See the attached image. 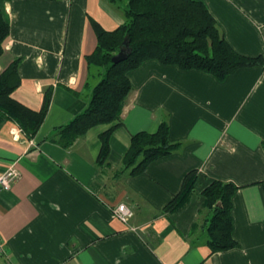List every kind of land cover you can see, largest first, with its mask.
<instances>
[{"label": "crops", "instance_id": "crops-1", "mask_svg": "<svg viewBox=\"0 0 264 264\" xmlns=\"http://www.w3.org/2000/svg\"><path fill=\"white\" fill-rule=\"evenodd\" d=\"M202 1L238 52L264 55V0ZM0 6L10 24L0 72L19 59L13 97L39 110L52 90L35 136L11 119L0 121V174L14 162L20 171L9 189L0 188L6 247L0 264H264V65L220 81L146 60L129 71L122 124L111 135L108 165L99 166L100 133L111 124L91 127L69 148L51 137L89 105L87 82L96 79L87 56L97 45L91 19L113 30L124 22L122 9L109 0H0ZM163 120L181 147L144 173L117 175L132 134L156 131ZM193 169L199 173L189 201L164 213ZM215 179L239 185L232 211L239 246L211 252L201 192ZM120 202L134 210L128 223L114 214Z\"/></svg>", "mask_w": 264, "mask_h": 264}, {"label": "trees", "instance_id": "trees-1", "mask_svg": "<svg viewBox=\"0 0 264 264\" xmlns=\"http://www.w3.org/2000/svg\"><path fill=\"white\" fill-rule=\"evenodd\" d=\"M122 9L124 22L113 30L91 19L97 34V45L87 56L89 74L95 78L88 107L68 123L56 128L51 137L65 148L99 124H111L100 133L99 166L108 165L110 138L122 124L121 114L132 83L129 71L148 59L173 64L181 69H198L225 80L242 67L264 65V55L249 56L238 52L225 38L215 16L202 0H109ZM10 33V24L0 6V57ZM127 42V44L125 43ZM122 48L127 57L113 62L112 57ZM19 59L0 72V121H15L28 137L37 134L49 109L52 90L45 92L42 107L30 108L15 99L13 91L20 85ZM170 126L163 120L156 131L141 130L131 136L117 175L144 173L152 161L178 150L182 143L173 142ZM198 169L184 177L181 189L166 203V214L182 209L195 191ZM239 185L233 181L213 180L202 190L203 207L209 210L203 230L211 252L239 246L233 235V196ZM220 203V204H219ZM196 227V226H195ZM195 231V230H193Z\"/></svg>", "mask_w": 264, "mask_h": 264}, {"label": "built area", "instance_id": "built-area-1", "mask_svg": "<svg viewBox=\"0 0 264 264\" xmlns=\"http://www.w3.org/2000/svg\"><path fill=\"white\" fill-rule=\"evenodd\" d=\"M20 171L17 164L11 163L7 168L0 174V188L9 189L12 186L13 181L19 176ZM114 214L124 223H128L134 215V210L125 202H120L114 207ZM6 253V247L3 239L0 237V255ZM7 264H16L8 260Z\"/></svg>", "mask_w": 264, "mask_h": 264}, {"label": "water", "instance_id": "water-1", "mask_svg": "<svg viewBox=\"0 0 264 264\" xmlns=\"http://www.w3.org/2000/svg\"><path fill=\"white\" fill-rule=\"evenodd\" d=\"M127 44V42H125ZM130 50L127 48H122L118 53H116L113 57L112 60L113 62H119L127 57V53ZM220 204V203H219Z\"/></svg>", "mask_w": 264, "mask_h": 264}]
</instances>
